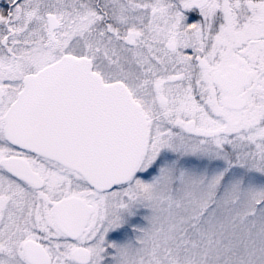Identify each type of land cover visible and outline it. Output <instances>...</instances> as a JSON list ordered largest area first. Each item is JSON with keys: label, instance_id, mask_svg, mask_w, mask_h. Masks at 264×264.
I'll return each instance as SVG.
<instances>
[{"label": "snow or ice", "instance_id": "obj_1", "mask_svg": "<svg viewBox=\"0 0 264 264\" xmlns=\"http://www.w3.org/2000/svg\"><path fill=\"white\" fill-rule=\"evenodd\" d=\"M0 264H264V0H0Z\"/></svg>", "mask_w": 264, "mask_h": 264}]
</instances>
